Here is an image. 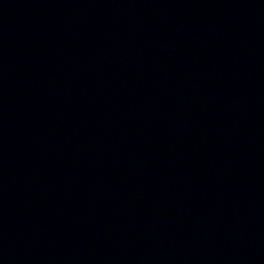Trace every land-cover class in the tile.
<instances>
[{"label":"water","instance_id":"water-1","mask_svg":"<svg viewBox=\"0 0 264 264\" xmlns=\"http://www.w3.org/2000/svg\"><path fill=\"white\" fill-rule=\"evenodd\" d=\"M0 264H264V0H0Z\"/></svg>","mask_w":264,"mask_h":264}]
</instances>
